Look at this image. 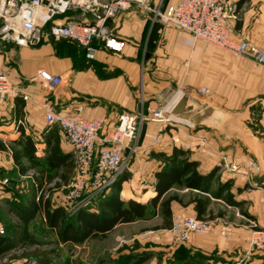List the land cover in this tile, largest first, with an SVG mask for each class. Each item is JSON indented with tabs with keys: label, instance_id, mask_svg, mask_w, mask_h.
<instances>
[{
	"label": "crops",
	"instance_id": "0c3cea01",
	"mask_svg": "<svg viewBox=\"0 0 264 264\" xmlns=\"http://www.w3.org/2000/svg\"><path fill=\"white\" fill-rule=\"evenodd\" d=\"M179 1L148 0L147 6L160 5L163 9ZM226 1L235 5L226 22L231 37L245 39L264 52V0ZM66 18L91 21L89 14L76 9L68 10L58 21ZM107 25L123 46L115 51L96 41L93 59L86 58L83 48L71 39L46 40L35 46L0 40V70L6 72L18 90L16 96L0 102V143L5 146L0 149V157L7 158L20 175H26L30 168L23 160H28L27 156L20 158L27 167L21 174L12 150L23 151L31 143L39 160L35 164L45 168L36 172V194L42 191L50 172L55 173L51 178L53 183L58 181L55 185L68 186L75 175L73 148L57 126L45 122V106L66 112L80 105L84 116L102 118L106 130L116 124L122 113H146L148 108L169 98L166 109L170 110L185 94L188 104H192L191 114L198 117L195 128L184 127V133L179 134L181 143L174 144L171 132L160 123L143 122L137 151L123 173L127 179L121 183L119 197L145 203L155 195L154 174L164 164L161 154L170 155L173 147L187 150V157L197 162L199 173L216 169L211 191L173 184L163 197L177 195L181 201L170 202L169 224H161L159 230L171 237L173 217L196 216L194 198L206 197L209 203L204 216L214 217L216 229L208 234H194L188 242H177V254L184 250L200 253L214 264H264V248L252 249L248 245L249 232L260 226L264 210V63L193 40L178 27L153 22L150 9L142 6L132 5L120 11ZM39 69L60 75L61 84L44 86L36 77ZM202 89L208 91L202 93ZM156 136L160 142L153 145ZM54 150L62 158L58 167L45 162ZM127 153L125 149L124 154ZM220 154L237 164L253 161L256 171L249 174L248 181L242 167L236 172L221 169ZM223 183L228 186L222 195H214ZM227 192L239 205L226 202L223 196ZM9 195L8 189L0 190L1 197ZM156 218L163 223L161 213ZM140 221L118 223L106 234H118L123 226Z\"/></svg>",
	"mask_w": 264,
	"mask_h": 264
},
{
	"label": "built area",
	"instance_id": "2783aa9c",
	"mask_svg": "<svg viewBox=\"0 0 264 264\" xmlns=\"http://www.w3.org/2000/svg\"><path fill=\"white\" fill-rule=\"evenodd\" d=\"M147 1L0 0V40L17 46H35L46 40L71 39L83 48L86 58L93 59L97 50L96 41L106 48L121 50L123 42L110 32L107 21L120 11L137 5L150 9L153 22L178 27L188 32L193 40H203L234 56L249 55L264 63L263 51L245 39L235 40L231 37L226 22L234 13L235 5H229L226 0H180L163 9L160 5L149 8ZM70 9L89 14L91 21L81 22L70 18L58 21V17ZM36 77L44 86L52 88L62 82L60 75L45 69H39ZM207 91L202 89L200 92ZM17 94L16 86L6 72L0 70V102ZM166 105L148 108L146 113H122L116 124L106 130L102 118L84 116L80 105L66 112L45 106V122L57 126L73 148L75 178L68 185L64 199L71 204L74 212L88 207L121 175L137 151L143 122L151 120L160 123L171 132L170 138L174 144L181 143L179 134L184 133V127L188 130L195 128L193 123L173 116L172 108L167 110ZM159 142L160 137L156 136L151 144ZM125 149L128 150L127 154H124ZM219 160L220 168L229 172L244 168L248 181L249 174L257 168L253 161L237 164L225 154H220ZM6 182V178H0V190H3ZM39 196L46 198L48 193L39 191L37 199ZM215 229L214 219L179 215L173 217L169 232L174 241L185 243L194 234H208ZM3 232L4 226L0 224V234ZM153 232L150 230L148 233ZM248 245L252 249L264 248V210L260 226H255L249 232Z\"/></svg>",
	"mask_w": 264,
	"mask_h": 264
},
{
	"label": "trees",
	"instance_id": "16d2710c",
	"mask_svg": "<svg viewBox=\"0 0 264 264\" xmlns=\"http://www.w3.org/2000/svg\"><path fill=\"white\" fill-rule=\"evenodd\" d=\"M4 147L0 143V149ZM33 151L34 148L31 143H27L23 151L19 149L12 150L14 161L19 166L21 174L27 170V167L21 163V156H27L32 164L39 162ZM187 153V150L173 147L170 155L161 154L164 164L154 174L155 182L153 188L155 195L145 203L133 199L125 201L119 197L121 183L127 179V175L123 174V172L99 196L94 208H91V205L82 208L72 218H66L64 209L61 206L52 207L48 198L39 196L37 199L36 191L33 190L27 200L12 206L18 220L8 226L5 233L0 234V258L13 250L18 244L36 243L34 236L28 230V225L38 213H43L47 227L55 232L61 242L80 243L91 237L103 236L118 223L147 218L149 215L153 216L158 212L163 216L162 225H168V220L171 218L170 202L172 200L181 201L177 195L163 197L170 187L173 184H178L210 193L211 181L216 173V169L207 174L199 173L196 168L197 162L190 160L187 157ZM61 161L62 158L57 156L55 150L45 159L47 164L57 167ZM68 165L72 166L70 163ZM227 186L228 183L220 184L217 191H214L213 194L221 196L222 191ZM223 197L227 203L239 205L238 202L231 199L230 193L227 192ZM193 201L196 217H205L204 214L209 199L206 197H195ZM51 254L52 251L40 252L36 264H52ZM192 255H196L197 258L194 260L190 257L185 258L183 264H214L208 262L210 259L208 256L200 253H193ZM150 257L151 252L149 251L144 252V254L128 252L116 263L101 260L99 264H142Z\"/></svg>",
	"mask_w": 264,
	"mask_h": 264
},
{
	"label": "rangeland",
	"instance_id": "374dc122",
	"mask_svg": "<svg viewBox=\"0 0 264 264\" xmlns=\"http://www.w3.org/2000/svg\"><path fill=\"white\" fill-rule=\"evenodd\" d=\"M169 100L170 98L156 107L165 106ZM0 160V178L7 179L3 189L6 188L10 192L9 198L0 196V224L4 226L3 233H5L8 226L18 220L12 206L28 199L36 186L35 176L38 175L36 172L45 168L24 159L23 162L30 169L26 175H20L18 168L7 158L0 157ZM126 170L125 168L123 173ZM47 177L42 192L48 193L46 198L49 199L52 207L61 206L66 218H72L76 212L64 199L68 186L55 185L58 181L53 183L51 180L55 177L54 172L47 174ZM74 178L75 175L72 181ZM99 196L92 201L91 208L96 206ZM156 215H149L147 218L137 219L141 221L136 224L123 226L118 234L113 231L103 236L88 238L80 243H73L58 240L55 232L47 227L42 213H38L28 225V230L34 236L36 243L18 244L0 258V264H36L40 252L43 251H52L50 255L52 264H99L101 260L116 263L128 252L144 254L147 251L151 252V257L142 264H183L185 258L190 257L192 260L197 258L187 250L181 255L177 254L179 250L177 242L166 231L159 230L162 222L156 218ZM150 230L154 232L148 233Z\"/></svg>",
	"mask_w": 264,
	"mask_h": 264
},
{
	"label": "water",
	"instance_id": "95a60500",
	"mask_svg": "<svg viewBox=\"0 0 264 264\" xmlns=\"http://www.w3.org/2000/svg\"><path fill=\"white\" fill-rule=\"evenodd\" d=\"M188 100L189 97L183 94L172 107L171 114L178 119L186 120L194 124V122H198V117L191 114L192 104H188ZM193 100L198 102L195 98Z\"/></svg>",
	"mask_w": 264,
	"mask_h": 264
},
{
	"label": "bare ground",
	"instance_id": "6f19581e",
	"mask_svg": "<svg viewBox=\"0 0 264 264\" xmlns=\"http://www.w3.org/2000/svg\"><path fill=\"white\" fill-rule=\"evenodd\" d=\"M180 95H181V94H180ZM179 97H180V96H179ZM179 97H178V98H179ZM177 100H178V99H177ZM175 103H176V102H175ZM167 105H168V103H167ZM167 105H166V107H167ZM173 106H174V105H173ZM125 189L127 190V188H126V187H125ZM126 190H124V191H125V192H127Z\"/></svg>",
	"mask_w": 264,
	"mask_h": 264
}]
</instances>
